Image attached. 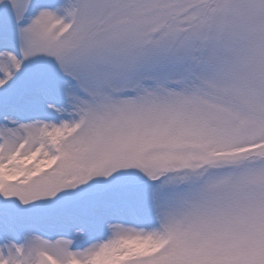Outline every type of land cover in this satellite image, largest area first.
Returning a JSON list of instances; mask_svg holds the SVG:
<instances>
[{"label":"snow or ice","instance_id":"obj_1","mask_svg":"<svg viewBox=\"0 0 264 264\" xmlns=\"http://www.w3.org/2000/svg\"><path fill=\"white\" fill-rule=\"evenodd\" d=\"M0 264H264V0H0Z\"/></svg>","mask_w":264,"mask_h":264}]
</instances>
